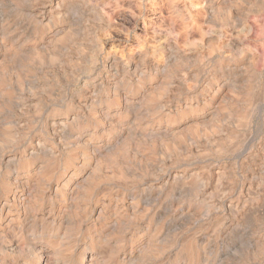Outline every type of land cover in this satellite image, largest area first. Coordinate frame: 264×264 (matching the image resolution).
Returning <instances> with one entry per match:
<instances>
[{
    "label": "clouds",
    "instance_id": "clouds-1",
    "mask_svg": "<svg viewBox=\"0 0 264 264\" xmlns=\"http://www.w3.org/2000/svg\"><path fill=\"white\" fill-rule=\"evenodd\" d=\"M0 264H264V0H0Z\"/></svg>",
    "mask_w": 264,
    "mask_h": 264
},
{
    "label": "rangeland",
    "instance_id": "rangeland-1",
    "mask_svg": "<svg viewBox=\"0 0 264 264\" xmlns=\"http://www.w3.org/2000/svg\"><path fill=\"white\" fill-rule=\"evenodd\" d=\"M104 2L105 3H111V2H113V0H104ZM120 2L124 3L125 6H127L128 0H120ZM126 15L127 14H125V16ZM113 19H118L119 23L128 24V20H130V17H127L126 19H120L119 14H117L116 16H113ZM128 26L130 27L131 25L128 24ZM253 28H254V32H253V38H254L258 34V32L255 30L256 29L255 25H253ZM200 35H201L200 32L197 31L196 33H194L190 37V40H191L193 45H196L197 42L200 41ZM110 37L111 38L104 45V47H105L107 52L111 53L114 60H116V59L124 60L126 51H128L129 49H131L133 46L136 45L135 39H128V38H126V36L123 33L118 32V31L111 32ZM125 41H126V43H125ZM203 43H205V44L208 43L207 37L204 39ZM245 43H250V42L248 40H246ZM250 46L255 47V45H251V44H250ZM257 50L259 51L260 49L258 48ZM207 54H211V49H209V52ZM112 208H113V214H114L115 205H113ZM100 210H101V208L98 207L97 208V214L100 213ZM2 214L4 216H8V218L11 219V216H9L8 207L2 208ZM148 229H149V225L146 222H142L140 225V228L137 230V232L139 234V238L141 240L143 239L144 234L148 232ZM137 242H139V241H137Z\"/></svg>",
    "mask_w": 264,
    "mask_h": 264
}]
</instances>
